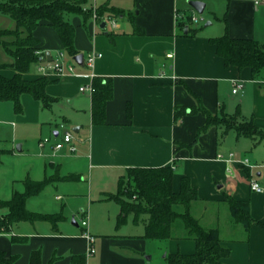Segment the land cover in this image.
Segmentation results:
<instances>
[{
    "label": "crops",
    "instance_id": "0c3cea01",
    "mask_svg": "<svg viewBox=\"0 0 264 264\" xmlns=\"http://www.w3.org/2000/svg\"><path fill=\"white\" fill-rule=\"evenodd\" d=\"M122 1L89 0L87 4L93 9L108 6L123 10L124 15L115 17L116 28L109 20L93 16L70 19L76 30V50L84 56L83 64L65 54L66 64L76 63V74L61 79L49 77L46 88L48 95L59 99L53 107H60L69 117L63 123L50 120L55 123V138L61 133L58 126L66 123L78 129L74 132L78 137L75 153L66 146L56 153L50 147L51 155H39L48 160L40 164L42 179L54 173L64 178L72 176L52 185H80V189L69 186L67 190L76 195L82 192L89 198L88 211L82 209V220L87 218L88 226L74 219L69 224L66 218L56 226L46 220L20 222L12 227V235H0V251L14 258V264H30L37 251L43 264H78V257L84 258L85 264H167L168 255H192L196 243L181 219L172 224L169 239H146L147 216L136 221L130 215L118 224L120 205L109 197L118 194L119 181L128 169L171 166L173 191H180L183 178L190 180L199 197L191 204L190 213L203 228L217 229L222 244L230 249L224 264H264V227L254 223L246 229L236 223L227 203V197L249 202L254 221L264 224V138L252 140L238 136L235 130L217 127L198 134L206 124L202 114L175 119L176 110L194 107L198 96L213 115L252 121L264 131V70L254 78L250 68L226 67L210 42L225 32L233 38L264 42V3L221 0L225 3L222 14L211 11L205 3V10L209 9L216 19L224 16L223 33L203 30L195 37H185L178 26L183 12L190 7V1L205 0H128L131 7H124ZM3 17L0 15V21ZM209 23V28L213 27L214 23ZM139 30L144 33H136ZM34 36L39 40L40 54H45L47 60L48 53L52 60L64 52L52 27L40 26ZM93 52L102 56L88 69L84 62ZM38 63L28 73V79L43 77L37 71ZM2 74L10 78L14 72ZM95 78L110 79L113 87L112 99L106 104V120L101 125L92 122V95L80 91L81 87L93 85ZM236 82H241L243 88L233 94ZM21 102L20 122H44L47 109L39 101L24 94ZM21 152L13 147L8 153ZM230 154L236 160L248 159L257 167L250 169L236 161L217 159L218 155L228 158ZM252 181L260 184L261 193L251 189ZM174 210L185 212L183 206H175ZM86 231L95 238L94 254L89 253Z\"/></svg>",
    "mask_w": 264,
    "mask_h": 264
},
{
    "label": "trees",
    "instance_id": "16d2710c",
    "mask_svg": "<svg viewBox=\"0 0 264 264\" xmlns=\"http://www.w3.org/2000/svg\"><path fill=\"white\" fill-rule=\"evenodd\" d=\"M89 0H0V15L13 22L12 27H0V53L8 59L0 61V102L13 103L17 114L23 112L21 97L31 95L39 101L43 109L51 110L59 99L46 92L50 81L46 77L28 79L27 75L33 66L41 60L39 40L34 36L35 30L43 25L52 27L58 33L64 47V53L75 57L78 51L75 47V26L70 18L83 16L90 18L94 14L88 8ZM100 8V10H98ZM98 18L106 15L119 17L124 15L123 10L98 7ZM192 17H182L179 29L185 37H195L202 28L192 26ZM143 34L139 30L136 33ZM216 54L224 60L226 67L238 69L250 68L256 78L264 70V42L246 38H233L227 32L222 36L211 38ZM11 70L13 76L8 78L2 71ZM95 93L92 95V122L96 125L105 123L106 104L113 96V87L110 79L95 78L93 80ZM197 104L190 108H180L175 112V119L179 121L185 115L202 114L206 124L198 131L203 133L211 127L223 128L226 131L235 130L240 137L252 140L263 139L264 131L259 130L252 121H238L232 115H213L206 109L200 97L196 96ZM6 151L0 150V158ZM174 168L171 166L160 168H130L126 176L119 181V192L111 195L120 205L118 224L126 221L128 216H134L136 221L144 220V238L150 240H167L171 237L172 224L181 219L196 243V251L192 255H168L167 264H224V259L230 255V249L225 247L217 229H205L190 213L191 204L198 200V191L194 189L188 178L181 181V189L174 192L172 188ZM72 176L59 177L71 179ZM52 181L47 179L33 180L30 177L23 180L24 192H14L7 200L0 199V232H11L12 227L20 222H34L46 220L54 226L64 218L56 215H42L27 209V200L39 195ZM230 212L236 223L246 229L258 223L251 215L250 203L237 201L227 197ZM175 206H183L185 212L179 214ZM3 210L6 212L1 213ZM78 264H85L82 257H78ZM14 258H7L0 251V264H14ZM30 264H43L40 252H33Z\"/></svg>",
    "mask_w": 264,
    "mask_h": 264
},
{
    "label": "rangeland",
    "instance_id": "374dc122",
    "mask_svg": "<svg viewBox=\"0 0 264 264\" xmlns=\"http://www.w3.org/2000/svg\"><path fill=\"white\" fill-rule=\"evenodd\" d=\"M100 0H97L99 2ZM208 4V8L211 11H216L218 14L225 13V8L223 5L224 1L221 0H205ZM121 3H124V7H128L126 5L132 6V2L128 0H123ZM93 9V8H92ZM98 9V7L96 8ZM95 8L94 13L97 15ZM132 12H135L133 9L127 8ZM208 10H205L203 14L197 13L199 17V22L193 23L192 26L202 28L203 30H208L205 32H214L216 30L218 35L223 33L225 21L224 16L222 18L219 17V20L215 18V16ZM100 10V8L98 9ZM194 9L190 6L187 10L183 12V17L187 18L191 16L194 12ZM137 13V11L135 12ZM72 18V17H71ZM70 18V19H71ZM5 17L0 21L1 27H12L13 22L9 19L5 21ZM202 19V20H201ZM5 21V22H4ZM208 22H213V27H206ZM108 29L111 27L108 26ZM209 28V29H208ZM8 58L1 52L0 53V61L4 62ZM34 67L32 68V70ZM8 71V70H5ZM2 71V72H5ZM68 115L64 110L60 107H53L52 111L44 110L45 120L40 124H26L20 122L18 120V114L14 110L13 103L11 102H0V150L6 151L1 155L0 158V199L7 200L10 199L14 192H24V184L23 180L29 176L32 179H42L43 178V170L40 168V164L45 160L43 157H39L41 154H49L51 155V148L49 145H46L43 148L39 147V142L44 139H50L54 141V128L55 123L50 122L51 119L54 121L57 120L59 123L65 122L66 119H69ZM81 116L84 118L85 114L81 113ZM15 123V127L13 126ZM64 125V124H63ZM64 129L61 126H58L61 132H64L65 129L69 131H74L72 124L66 123L64 125ZM78 137V134H75V138ZM264 137V134H263ZM261 139L260 137H257ZM20 145L23 148V152L17 153L15 155H11L9 149ZM62 153V152H61ZM47 157L46 159H48ZM51 158V157H50ZM58 157L55 158V160ZM88 175V173L86 174ZM60 177L58 173H54L52 175H46L44 179L52 181H58L57 179ZM52 183L46 186L43 191L30 199L27 200L26 207L29 211L42 214V215H56L67 219L69 224L72 223L73 219L78 223L83 218L82 209L88 211L89 209V198L85 196V194L80 195L73 194L70 192L68 187L74 186L79 187L80 185L73 184L67 182H59L57 184ZM79 187L78 189H80ZM61 196V200H58L57 197ZM97 206V204H96ZM6 212L3 210L1 213ZM97 217V216H96ZM87 219V218H86Z\"/></svg>",
    "mask_w": 264,
    "mask_h": 264
},
{
    "label": "built area",
    "instance_id": "2783aa9c",
    "mask_svg": "<svg viewBox=\"0 0 264 264\" xmlns=\"http://www.w3.org/2000/svg\"><path fill=\"white\" fill-rule=\"evenodd\" d=\"M255 5H260L262 3H264V0H254ZM194 12L191 14L192 17V22L193 23H197L199 22V17L197 16V13L195 10H193ZM93 17L95 19H97V15H93ZM99 20H109L110 23L113 25L114 28L117 27L116 22H115V18L113 17H109V16H105L103 18H98ZM202 20V19H201ZM102 55L100 53H90L87 58L86 61L84 62V64L87 66L88 69H92L96 60L98 58H100ZM42 61L38 63L37 66V71L38 73L46 78L49 77H57V78H64L70 75H74L76 74V70H75V66L76 63L74 64H66L65 62V53L61 52L58 54V56L54 59H52L51 61H48L46 59V55H42ZM168 57H172V55H168ZM91 77H93V74H90ZM243 88V84L241 82H236L234 85V89H233V94H237L241 91V89ZM81 92L83 93H89L91 95H93L95 93V88L94 86L91 84L89 86H84L81 87L80 89ZM62 129H64V125L61 124L60 125ZM46 145H49L52 149L53 152H59L61 150H63L66 146H68L70 148V151L72 153L76 152V145H75V133L74 131H69L67 129L64 130V132H61L58 134V137L54 139V141H51L50 139H44L42 141L39 142V147L43 148ZM218 160H224L227 162H233L236 161L238 162L241 166L244 167H248L250 169H254L257 166L253 165L250 163V161L248 159H243V160H236V157L234 154H230V156L228 158H225L222 155H218L217 156ZM251 189L254 192L257 193H261L263 191L262 187L260 186L259 183H257L256 181H252L251 182ZM83 227H87L88 226V221L86 218H84L81 222ZM2 234H9L12 235V232H5V231H1L0 235ZM84 236L87 238V240L90 243V249H89V253L90 254H94L95 253V248L93 246L94 242H95V238L94 236H92L90 233H88L87 231L84 233Z\"/></svg>",
    "mask_w": 264,
    "mask_h": 264
},
{
    "label": "water",
    "instance_id": "95a60500",
    "mask_svg": "<svg viewBox=\"0 0 264 264\" xmlns=\"http://www.w3.org/2000/svg\"><path fill=\"white\" fill-rule=\"evenodd\" d=\"M189 5L196 11L198 12L199 14H203L205 12V9H206V4L204 2H201V1H190L189 2ZM105 25L103 24L102 27H104ZM210 26V23L208 22L206 24V27ZM47 57H48V60L51 61V56H50V53L47 54ZM74 60L79 64V65H82L83 64V60H84V56L82 54H79V55H76L74 57ZM75 133L78 132V129H75L74 130ZM17 151L18 152H21L22 151V148L20 145L17 146Z\"/></svg>",
    "mask_w": 264,
    "mask_h": 264
}]
</instances>
